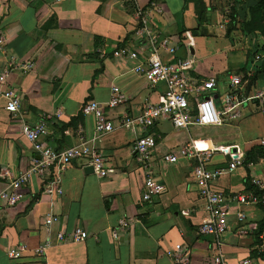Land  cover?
I'll list each match as a JSON object with an SVG mask.
<instances>
[{
    "label": "crops",
    "instance_id": "obj_1",
    "mask_svg": "<svg viewBox=\"0 0 264 264\" xmlns=\"http://www.w3.org/2000/svg\"><path fill=\"white\" fill-rule=\"evenodd\" d=\"M204 2L0 0V74L10 59L32 65L24 73L11 70L7 78L8 86L21 100L19 115L7 114L0 103V190L36 157L33 146L22 135L24 125L46 120L48 136L44 144L63 150L79 144V130L81 138L93 137L94 119L81 114L83 104L99 103L104 115L115 124L97 144L104 168L110 171L105 178L85 174V161L76 160L60 174L59 196L44 193L46 181L55 173L51 170L33 177L14 207H0V264H180L170 257L177 245L181 250L176 253L186 264H210L217 249L212 236H200L197 231L204 211L191 177L194 161L179 159L169 164L162 157L192 141L210 151V169H226L234 158H244L242 167L212 185L214 191L242 193L249 190L247 183L252 180L264 185V159L248 158L264 137V115L255 104L243 100L240 118H225L217 127L185 131L159 122L147 134L160 136L150 172L164 186V192L151 203H143L146 172L132 152L133 142L143 134L126 131L117 122L124 115L139 114L148 104L160 103L164 87L151 86L131 71V63L111 55L118 47L144 44L142 36L137 35L138 14L142 13L153 32L171 39V46L177 48L174 58L186 62L189 77L216 80L213 100L222 110L228 79L242 76L244 57L257 49L256 39L244 36L241 48L231 47L224 38L219 40L223 26L210 21ZM151 3L154 8H150ZM253 5L248 1V6ZM212 31L217 35V45L214 39L210 43V39L201 38ZM112 88L119 90L122 101L108 109L105 105ZM239 212L245 216L243 228L249 230L245 235L239 231ZM48 217L56 219L49 230L44 224ZM263 218L264 208L234 206L228 231L221 238V250L229 264H264L257 257L264 243V228H258ZM120 221H126L128 227L117 229ZM75 229L82 230L83 241H57L58 234ZM46 242L50 246L45 255H33L32 251ZM21 245L30 251L18 259L7 256L8 251Z\"/></svg>",
    "mask_w": 264,
    "mask_h": 264
},
{
    "label": "built area",
    "instance_id": "obj_2",
    "mask_svg": "<svg viewBox=\"0 0 264 264\" xmlns=\"http://www.w3.org/2000/svg\"><path fill=\"white\" fill-rule=\"evenodd\" d=\"M59 2L61 0H52ZM155 4L151 3L150 8ZM139 13L140 28L137 35L142 36L144 44L136 48L121 46L111 53L112 58L132 64L131 71L142 76L151 86L163 85V97L160 103L148 104L144 106L139 114L135 116L124 115L117 122V126L129 132L140 131L132 144V152L146 172L143 181V193L141 201L151 203L153 199L159 197L164 192V186L157 183L151 172V158L156 149L159 134H147L150 129L155 128L159 122L166 121L172 127L179 130L189 131L193 127H217L225 118L237 120L240 118L239 106L245 97V89L241 75H232L228 79V91L222 97V110H219L213 100V91L216 88V80L208 78L203 81L194 80L187 74V64L183 59L174 58L177 48L171 46V39L163 37L157 32H153L145 16ZM1 46V41H0ZM252 67L247 71L244 69L246 77L256 73L264 66V48L252 51ZM171 57V61L166 60ZM32 65L22 64L14 59H10L7 67L0 74V103L2 109L9 115L16 117L20 113L21 100L19 95L7 84V78L11 70L24 73L30 70ZM121 97L117 88L111 89V96L106 103L108 109H114L121 104ZM255 102L259 104L260 112L264 114V92L256 95ZM254 102V103H255ZM262 109V111H261ZM83 116H92L94 119V134L90 140L81 138V131H77L79 144L63 150H54L47 147L43 139L48 136V124L46 120H41L35 125H24L22 127L23 137L31 143L36 153V157L30 160L28 168L11 178L8 185L0 190V207H14L21 197L22 189L28 185L33 177H41L45 173L54 170L48 181L45 183L44 193L49 196H59L60 174L76 160H83L85 174L94 175L98 179L105 178L110 171L103 165L101 154L97 144L105 135L114 130L115 124L105 115L99 103L90 101L81 107ZM57 117L60 114H56ZM258 147L264 149V137L257 142ZM211 153L204 147L192 141L180 146L175 152L163 155L162 160L169 164H175L179 159H192L194 167L191 170V177L198 191V197L203 203L204 217L198 226L200 236H212L216 246V253L210 264H229L222 253L221 238L228 231V219L234 206L240 207H261L264 208V185L257 180H252L251 190L242 193L224 195L212 189V185L226 173H232L244 164L243 157H236L230 162L226 169H210ZM56 219L48 217L44 224L49 230ZM237 222L240 225V233L245 235L249 230L244 229L245 216L239 212ZM128 223L120 221L117 229H126ZM116 235V230L112 231ZM60 243H77L85 239L81 229H75L72 233H60L56 237ZM50 243L46 242L42 246L32 251L33 255L42 257L49 248ZM175 251L170 253V257L175 263L186 264V260L181 261L176 251L181 250L180 246H175ZM30 250L26 245H21L15 250L8 251L7 256L11 259H18L22 254ZM264 252V243L257 253ZM241 264H250L244 261Z\"/></svg>",
    "mask_w": 264,
    "mask_h": 264
},
{
    "label": "rangeland",
    "instance_id": "obj_3",
    "mask_svg": "<svg viewBox=\"0 0 264 264\" xmlns=\"http://www.w3.org/2000/svg\"><path fill=\"white\" fill-rule=\"evenodd\" d=\"M194 1L199 3V0H194ZM236 1L237 0H205L204 3L206 5L205 10L209 9L208 13L211 16L210 21L216 22L217 26H219V24L223 26L222 28L223 30L220 31L222 35L221 36L222 39L219 40H223L224 38V40H226L231 47L241 48L246 38L240 32L239 24L236 23L238 22L239 19H241L244 16V9L248 6V3L246 4L247 1H245V3L243 4H238ZM212 17H218V18L216 20L215 19L213 20ZM233 21L236 22L233 24ZM216 37L217 35L215 34L214 31H212V33H210L208 36L205 35L201 36V38L203 39H210V43L212 39H214L215 45H217L216 40L218 39ZM254 37L256 39L257 48L258 47L264 48V41L260 38H256V36ZM252 51L254 50H251L246 53L243 61V69L246 68L249 69L250 67H252V56H251ZM256 73H253L249 77H246L245 75L242 74V83L245 89V94L243 97H245L244 99H247L244 101L248 103H253L256 105V107H258L259 104L255 102V99L258 93L264 92V72L259 71ZM262 108L264 109V105L262 106ZM191 129H198V128H191Z\"/></svg>",
    "mask_w": 264,
    "mask_h": 264
},
{
    "label": "trees",
    "instance_id": "obj_4",
    "mask_svg": "<svg viewBox=\"0 0 264 264\" xmlns=\"http://www.w3.org/2000/svg\"><path fill=\"white\" fill-rule=\"evenodd\" d=\"M245 1H247L246 4L248 3V1H251L254 3V5L247 6L244 9V16L239 19L236 24H239V29L243 36L253 35L256 36V38H260L264 41V0H237L236 2L238 4H243L245 3ZM235 22L236 21H233V24ZM257 49H259V47ZM259 71L264 72V66L259 68L257 72ZM242 73L244 75V69L242 70ZM251 157H257V159L264 158V150L260 147L252 149L250 154H248V158ZM247 187L249 190H251L252 186L250 185V183H247ZM258 228L260 230L264 228V218L259 223ZM257 257L264 261V253L258 254Z\"/></svg>",
    "mask_w": 264,
    "mask_h": 264
}]
</instances>
